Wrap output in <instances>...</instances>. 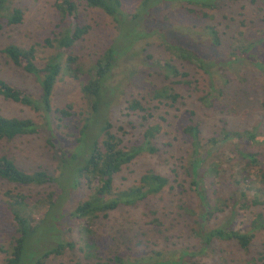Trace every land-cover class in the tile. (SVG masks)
I'll return each mask as SVG.
<instances>
[{"label":"rangeland","instance_id":"rangeland-1","mask_svg":"<svg viewBox=\"0 0 264 264\" xmlns=\"http://www.w3.org/2000/svg\"><path fill=\"white\" fill-rule=\"evenodd\" d=\"M55 1L8 0L6 11L0 14V79L33 97L38 96L37 83L33 76L18 69L5 57L2 50L17 43H24L22 45H25V48L34 46L37 58L35 63L41 68L56 50L44 48L38 43L42 44L45 37L52 36L49 29L56 31L60 24L62 27L67 26V20L61 22L62 18L56 13ZM189 1L198 6L195 3L213 0ZM122 3L123 12L131 16L142 0H122ZM152 3H149L151 6L148 7L146 15L136 23L143 35L131 44V50L117 61L109 73L107 88L104 90L105 101L109 105L107 108L104 106L101 115L94 119V128L88 124L91 117L90 102L82 86L90 79L91 74L94 75L95 64L105 50L111 45H126L128 40H125L122 32L118 42L116 23L114 29L112 21L103 13L86 8L78 2V15L82 24L88 27V33L63 56L64 65L67 63L66 58L71 57L73 61L69 63L70 74L59 75L51 95V108L54 111L52 125L49 128L44 125L45 115L39 111L40 114L24 105L0 100V115L33 120L38 126L36 135L0 142V155L7 153L15 160L16 166L27 173L45 171L48 175L61 177L57 185H18L0 179V247L6 251V254L0 253V264H6L7 254H10L14 246V225L8 220V207L15 203L19 196L24 197L28 203L27 218L31 226H35L50 209L51 204L47 198L50 194L58 197L51 209L52 214H56L58 211L69 213L92 192L95 183L88 184L81 179L76 187L69 184L73 178H69L66 171L61 172V159L52 150V147H58L63 152L75 147L74 144H77L80 138L79 129L84 123L89 126L86 141L92 143L97 133L95 127L99 128L105 124V120L108 121L111 124L110 131L121 141L119 147L124 149L141 144L145 130L155 128L153 131H157L151 141L157 150L153 153H143L123 167L114 177L113 191L118 193L137 185L139 178L151 170L170 179L176 177L173 185L177 186L180 194L176 195L173 190L168 193L169 189H165L161 193L146 197L136 206L120 207L106 216L98 215L77 220L65 215L59 222L60 229L64 230V234L71 235L76 245L60 256L50 257L46 264H85L79 261L82 257L79 248L85 238L78 234L79 225L88 226L92 231L103 258L117 255L132 259L140 255H153V251L163 249V236L173 237L174 233H177V230L169 225L171 217L183 218V210L177 209L179 203L176 199L183 201V186L188 185L190 178L185 165L194 146L190 136L184 134V129L190 122L198 123V140L201 146L205 145V150H208L210 138L219 139L225 131L256 129V135H264V70L259 69L252 61L234 62L230 57L233 47L255 41L256 36L264 31V2L214 0L213 7L202 11L206 14L205 17L196 13L198 8H192L194 12L190 13L191 7L174 5L173 1L158 0ZM13 9L22 11V24L7 23L6 17ZM208 27L215 30L222 49L213 45V36ZM130 29V26L124 27V31ZM259 40H264V36ZM168 45L177 46L193 54L198 53L204 58V69L201 70L197 66L195 59L189 63L176 58L166 48ZM251 52L256 53L254 59L264 68V43L256 44ZM228 60L230 64L227 65ZM163 62L172 64L185 76L174 79L176 84L173 85L170 80H162L160 70H163ZM153 86L171 87L173 93L176 92L179 97L174 103L151 97L149 90ZM240 87L243 89L242 93ZM234 92H237L236 95H233ZM205 95H210L212 99L205 98ZM229 95H233L234 99H227ZM133 100L139 101L146 111L127 110L128 104ZM61 109H66L70 116L58 121L55 117H60V114L56 110ZM88 148L89 144L85 149ZM235 149H247L256 152L260 158L264 157V148L241 142L227 141L221 146H212L207 166L213 161L219 167L217 174L220 175L222 183H226L223 195L230 200H233L231 197L236 198L235 193L241 191L236 190L234 181L239 180V170L245 166ZM258 168L249 167L247 175L250 180H254L251 176L259 173ZM252 193L253 191L249 193L250 196ZM187 199L189 194H186L185 200ZM262 199L264 200V197ZM229 203L230 206H237L234 201ZM235 209L247 224L256 213H264V208L260 206H251L248 209L238 206ZM154 220L157 222H153ZM238 229L244 230L242 224ZM116 233L120 236L117 240L120 246L109 249L107 241ZM260 235L262 236L252 247L253 251L260 250L264 244V233ZM44 239L42 243L53 245L45 237ZM175 240H178L176 242L179 248L186 246L194 249L193 246L196 245L189 240L183 246L181 235ZM37 245L33 244L32 248L35 249ZM252 250L250 248V251ZM238 259L236 256L232 260L238 263Z\"/></svg>","mask_w":264,"mask_h":264},{"label":"trees","instance_id":"trees-1","mask_svg":"<svg viewBox=\"0 0 264 264\" xmlns=\"http://www.w3.org/2000/svg\"><path fill=\"white\" fill-rule=\"evenodd\" d=\"M7 1L0 0V14L6 11ZM156 1L158 0H142L140 6L136 8V12L131 16H127L122 10V0H56L54 3L56 13L62 18L61 22L67 20V26L62 27L60 24L57 26L56 31L49 29L48 31L52 36L45 37L42 44L38 43L39 46L44 48L56 50L54 54L47 58L41 68H38L35 63L37 58L34 46L25 48V45H22L24 43H17L2 50L5 57L18 69L33 76L35 83H37L38 96L27 95L23 90L0 79V100L24 105L35 113L40 112L45 115V117L42 116L44 125L48 128L52 125L54 111L51 108V95L59 75L61 73L70 74L71 65L69 63L73 61L71 57L66 58L67 63L64 65L63 56L73 49L76 42L88 33V27L82 24L78 15V2L86 8L100 11L113 24L116 23L118 42L122 32H124L125 40H128L126 45L122 46L120 42L119 45L121 46L111 45L108 47L102 57L97 60L94 75L91 74L90 79L82 86V90L90 102L91 117L88 124L93 126L94 119L101 115L104 106L107 108L109 105V103L106 104L104 95L109 73L117 61L131 50V44L143 35L142 31L138 30L139 26H136V23L146 15L148 7L151 6L149 3L153 4L152 2ZM171 1L174 5L191 7L189 9L190 13L194 12L192 8H198L199 11L196 13L205 17L206 14L202 11H207L213 7L214 0L195 3L198 6L192 5L193 2L189 0H184V2H177L182 0ZM171 1L164 0V2ZM252 2L261 3L264 0H252ZM128 17L130 18L128 19ZM6 18L8 24H22V11L13 9ZM262 22L264 24V16ZM125 26H130L132 29L124 31ZM208 28L213 36V45L222 49L215 30L211 27ZM131 34L134 35L131 36ZM262 36H264V31L256 36L255 41L233 47L230 53L232 61H252L259 69L264 70L257 63L258 60L254 59L256 53L251 52L256 44L264 43V40H259ZM166 48L181 61L190 63L195 59L198 63L197 66L201 70L204 69V58L200 57L198 53L193 54L177 46L168 45ZM226 63L228 65L230 61L228 60ZM162 69V71L160 70L162 80H170L171 85L176 84L177 77L185 76V74H180L175 66L167 62L162 63ZM240 90V93H242V87H240ZM173 92L171 87L166 86H153L149 90L151 97L174 103L179 95ZM218 93L220 94V92ZM236 93L234 92L233 95H236ZM233 95H229L227 99H234ZM210 97V95H205L207 99ZM239 101L240 99H238ZM127 110L146 111L141 103L136 100L128 104ZM56 112L60 114V117H55L58 121H63L64 118L70 116L66 109L56 110ZM89 126L84 123L79 129L80 138L77 140L78 143L74 144L75 147L63 152L58 147H52V150L61 159V172L66 171L67 176L73 178L69 184L76 187L81 179L88 184L95 183L92 192L85 201L77 204L69 213L58 211L56 214H52L51 209L58 197L50 194L47 197L51 204L50 209L35 226H31L30 220L27 218L26 208L28 203L25 202L24 197L19 196L16 202L8 207L10 213L8 220L14 225V235L12 237L14 246L10 254H7L6 264H46L50 257L60 256L67 249H73L76 245L74 239L71 235L64 234V230H61L59 225L61 218L65 215L68 216L67 218L77 220L94 218L98 215L106 216L109 212L118 210L120 207L136 206L144 201L146 197L161 193L165 189H169L168 193L173 190L176 195L180 194L177 186L173 185L177 180L176 177L170 179L151 170H148L139 178L137 185L118 193L114 192V177L121 172L123 167L130 164L141 154L153 153L157 150L151 141L154 132L157 130L153 131L155 128L145 130L141 144L124 149L119 147L121 141L110 131L111 124L108 121L105 120V124H102L99 128L95 127L97 133L92 143L86 141ZM198 127V123L193 124L190 122L184 129V134L190 136L194 147L186 161L188 166L185 165L190 178L188 185L184 184L183 186V201L176 199V202L179 203L177 209L181 210L182 208L183 210V218L171 217L169 223L174 230H177V233H174L173 237L163 236L162 242L165 244L161 245L163 249L153 251V255H140L138 258L132 259L121 258L117 255L103 258L100 255L99 247L96 246L92 231L88 226L80 227L79 225L78 234L81 238L85 236L83 244L79 248L82 254L81 259H79L80 262L83 261L85 264H264V244L260 250H252L259 237L262 236L260 234L264 233V213H256L254 218L247 224L243 216H240L235 209L238 206L241 209H248L251 206L264 208L262 206L264 205L262 199L264 197V157L260 158L256 152L247 151V149H235L237 156L245 162V166L239 170V180L234 181L236 190L241 191L235 193L236 198L231 197L233 200L227 197L224 198L223 192H225L224 186L226 183H222L220 175L217 174L220 170L219 167L213 161L209 162L207 166L212 146H221L227 141H234L235 143L241 142L263 149L264 135H256V129L225 131L219 139L210 138L208 140L210 144L208 150H205V145L201 146L198 140L200 132ZM37 131L38 126L33 120L0 115V142H10L14 139L36 135ZM87 144H89V148L86 150ZM183 163H185V159ZM249 167H259V173L251 176L254 180H250L249 175H247ZM0 179L18 185H57L60 183L61 177L48 175L45 171L27 173L17 167L15 160L6 153L0 155ZM251 191L253 193L250 196ZM216 193H219L221 197ZM186 194H189L187 200H185ZM231 201H234V205L237 206H230L229 202ZM153 222L157 221L154 220ZM240 224L244 227L243 231L238 229ZM180 235L182 245L185 246L189 240H192L193 244L194 242L196 244L193 246L194 249L186 246L179 248L176 242L178 240H175V238ZM44 237L51 241L53 245L49 246L47 242L42 243L45 240ZM119 237L116 233L115 236L108 239L109 249L120 246V242L117 241ZM192 237L194 239H189ZM171 241L173 242L171 243ZM262 242L264 243V236ZM157 243L160 246L159 242ZM33 244H38L35 249L32 248ZM168 247L173 250L168 249ZM250 248L254 254H252ZM0 253L6 254V251L0 247ZM236 256L239 258L238 263L232 260Z\"/></svg>","mask_w":264,"mask_h":264}]
</instances>
